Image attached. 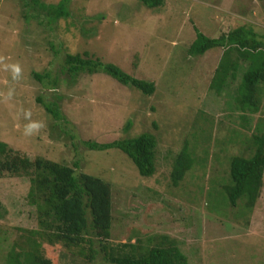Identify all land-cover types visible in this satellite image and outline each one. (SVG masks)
Segmentation results:
<instances>
[{
  "label": "rangeland",
  "instance_id": "1",
  "mask_svg": "<svg viewBox=\"0 0 264 264\" xmlns=\"http://www.w3.org/2000/svg\"><path fill=\"white\" fill-rule=\"evenodd\" d=\"M59 1L39 0L46 5ZM24 2L0 0V57H5L0 63V141L30 159L71 168L77 164V174L108 183L111 245L140 241L145 246L148 239L166 235L188 264H264V176L251 209L241 200L231 206L222 191L230 183V158L251 156L252 136L264 134V89L259 113H243L235 105V89L247 64L218 94L210 83L222 49L198 57L187 53L194 28L215 39L244 26L264 42V0H164L153 9L139 0H71L70 16L50 27L40 15L31 18L35 12ZM84 53L153 83L154 93L144 95L104 74L68 82L60 73L64 56ZM6 64H19L21 77L14 80ZM45 72L59 77L56 89L32 77ZM40 97L56 103L64 120L55 121L38 103ZM26 112L44 125L32 136L24 135ZM142 134L157 140L155 173L148 178L121 151H91L81 144ZM184 146L193 165L173 187L172 163ZM28 190L26 178H0V264L22 239L21 230L37 228L35 209L26 202ZM52 253L56 264H90L60 247ZM101 263L98 252L91 264Z\"/></svg>",
  "mask_w": 264,
  "mask_h": 264
},
{
  "label": "trees",
  "instance_id": "2",
  "mask_svg": "<svg viewBox=\"0 0 264 264\" xmlns=\"http://www.w3.org/2000/svg\"><path fill=\"white\" fill-rule=\"evenodd\" d=\"M70 1L60 0L57 4L46 5L39 0H25L24 8L35 12L31 18H39L40 15L41 20L50 27L70 16ZM139 1L150 9L164 4V0ZM194 30L195 39L187 50L190 56L198 57L212 49H222L210 89L219 94L229 88L228 80L235 81L243 71L240 65L245 63L246 68L235 89V105L248 115L259 113L264 89L262 37L252 28L244 26L215 39L205 36L196 28ZM60 73L66 74L70 83L81 75L104 74L147 96L155 90L153 83L130 77L115 65L93 59L87 53L66 54ZM32 77L46 89H56L60 81L50 72L32 73ZM37 101L55 121L64 120L56 103H45L41 97ZM128 128L127 124L126 130ZM251 143V156L236 155L229 161L230 183L223 185L222 191L231 206L241 200L246 208L251 209L262 193L264 134L253 135ZM81 144L91 151H121L131 160L141 177L148 178L155 173L157 140L152 134L108 143L83 141ZM192 165L193 158L187 146H184L172 163L170 181L173 187L183 181ZM74 168H78V165L75 164ZM74 168L45 158L30 159L0 141V178L7 175L28 180L26 202L35 209L37 225L36 229L21 230L24 235L8 253L5 264H56L58 257L50 254V249L54 247H60L70 254H80L90 264L98 252L102 255L101 264H188L176 241L166 235L148 239L145 246L140 241L111 245L113 217L110 185L99 178L77 174ZM84 250L87 254H84Z\"/></svg>",
  "mask_w": 264,
  "mask_h": 264
},
{
  "label": "clouds",
  "instance_id": "3",
  "mask_svg": "<svg viewBox=\"0 0 264 264\" xmlns=\"http://www.w3.org/2000/svg\"><path fill=\"white\" fill-rule=\"evenodd\" d=\"M4 60H5V57H0V63H2ZM8 68L11 69L14 80H17L21 77L22 70L19 64H11V65L6 64L5 69H8ZM8 95L11 96L12 92L9 91ZM30 117H31V113L26 112L25 118L29 119V123L24 126L25 136H32L33 134L38 133L41 130V128L44 127V125L39 121H31Z\"/></svg>",
  "mask_w": 264,
  "mask_h": 264
}]
</instances>
